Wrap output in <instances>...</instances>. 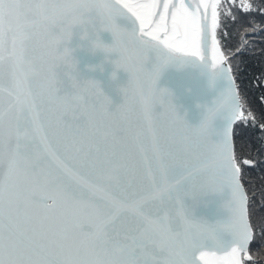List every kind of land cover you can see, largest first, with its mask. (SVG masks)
Masks as SVG:
<instances>
[{
  "label": "snow or ice",
  "instance_id": "1",
  "mask_svg": "<svg viewBox=\"0 0 264 264\" xmlns=\"http://www.w3.org/2000/svg\"><path fill=\"white\" fill-rule=\"evenodd\" d=\"M224 2L0 0V264H254L235 149L254 125L218 38ZM77 29L128 74L115 107L80 78ZM170 60L218 89L195 126L158 87ZM208 194L212 222L185 203Z\"/></svg>",
  "mask_w": 264,
  "mask_h": 264
},
{
  "label": "water",
  "instance_id": "2",
  "mask_svg": "<svg viewBox=\"0 0 264 264\" xmlns=\"http://www.w3.org/2000/svg\"><path fill=\"white\" fill-rule=\"evenodd\" d=\"M118 23H120L119 20ZM100 40L110 45L113 42L112 34L108 31H101ZM69 47L75 49L73 55L77 61L80 78L98 81L102 91L112 100V107L121 103L123 97L118 89L127 82L128 74L121 69L116 71V77L113 79L112 61L116 59V54L113 53L105 58V54L99 50L90 51L86 41L81 39L78 29L74 30ZM158 87L167 88L172 93L180 114L193 126L199 124L203 118V106L211 105L218 93V89L210 88L206 79L195 70L177 69L173 66L163 71ZM216 123L218 125L219 120ZM220 200V194H208L199 197L196 201H193L191 197H186L185 203L193 208L196 218H204L212 222L220 211Z\"/></svg>",
  "mask_w": 264,
  "mask_h": 264
},
{
  "label": "trees",
  "instance_id": "3",
  "mask_svg": "<svg viewBox=\"0 0 264 264\" xmlns=\"http://www.w3.org/2000/svg\"><path fill=\"white\" fill-rule=\"evenodd\" d=\"M251 3L252 8L245 12L243 10L242 5ZM224 8L230 10L231 15H226L224 12L221 14V21L223 24L220 29H218V38L221 40L222 49L226 47V54L228 45L231 44L234 46L236 43H241L242 36H238V34L246 33L250 30V28H257V30L253 31L254 38L251 39V45L246 49L245 47H240V45L235 48L242 53L240 68L242 69L241 75L247 84L250 83V86H256L253 79L257 75L264 74V0H225ZM224 16V20L223 17ZM232 16H235L236 19L233 20ZM241 21L243 23H241ZM252 58V61L249 58ZM256 61L257 63H252ZM262 65V66H261ZM261 66L263 69L261 71L257 70L255 67ZM233 78L239 79V73L235 70L231 71ZM235 81V79H234ZM236 84V83H235ZM261 90L260 93L254 94L251 98L252 101L258 106L259 114H261L264 119V80L261 82ZM261 95V96H260ZM253 125L260 124V121L255 119L251 122Z\"/></svg>",
  "mask_w": 264,
  "mask_h": 264
},
{
  "label": "flooded vegetation",
  "instance_id": "4",
  "mask_svg": "<svg viewBox=\"0 0 264 264\" xmlns=\"http://www.w3.org/2000/svg\"><path fill=\"white\" fill-rule=\"evenodd\" d=\"M235 149L242 157L238 163L242 167L241 183L248 197L250 221L258 226L254 229V239L249 245V252L253 256L254 264H264V234L260 232L259 227L264 225V124L249 128L246 142L241 149ZM243 159L251 160L252 165H244Z\"/></svg>",
  "mask_w": 264,
  "mask_h": 264
},
{
  "label": "rangeland",
  "instance_id": "5",
  "mask_svg": "<svg viewBox=\"0 0 264 264\" xmlns=\"http://www.w3.org/2000/svg\"><path fill=\"white\" fill-rule=\"evenodd\" d=\"M223 20H224V16ZM261 20H264L262 18H260ZM223 24V22L221 21V25ZM257 30V28H250V30L246 33L238 34V36H242V38L244 39V41L242 40L241 43H236L234 46H232L231 44L228 45V49H227V53L228 55H230L231 59L229 60V65L231 67V71L235 70V72L237 71L239 74V79L238 78H234L235 79V83H236V87H237V92L238 95L240 96L241 99V105H242V110L245 111V114H251V116L253 117V120L257 119L260 121V124H264V119L262 118L263 116L261 114H259V108L258 106L252 101V97L253 95H251L250 93H254L259 95L258 93H260V90L262 87L261 86V82L262 80H264V74L261 75H257L253 78H256V81H254V84L256 86H254V88L252 89L253 86H250V83L247 84L241 75V68H240V62H241V57H242V53L239 50H236L235 48H237L239 45L240 47H245L246 49L248 48V46L251 45V39L254 38V34H252L253 31ZM239 48V47H238ZM252 58L255 57H251L249 58L250 61H252ZM257 63L256 61L252 62ZM262 66V65H261ZM261 66H256L255 68L261 72L262 71V67ZM261 96V95H260ZM252 120L249 121V124L251 123ZM243 146V144L240 143H236L235 147L237 149H241V147Z\"/></svg>",
  "mask_w": 264,
  "mask_h": 264
},
{
  "label": "clouds",
  "instance_id": "6",
  "mask_svg": "<svg viewBox=\"0 0 264 264\" xmlns=\"http://www.w3.org/2000/svg\"><path fill=\"white\" fill-rule=\"evenodd\" d=\"M170 63L172 64L173 67L177 69H183V67L180 66L183 63L182 61L177 62V61L170 60Z\"/></svg>",
  "mask_w": 264,
  "mask_h": 264
}]
</instances>
